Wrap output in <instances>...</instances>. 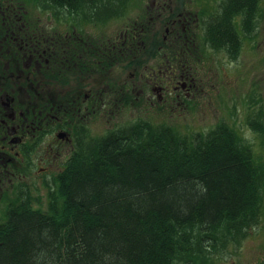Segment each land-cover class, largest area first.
I'll return each instance as SVG.
<instances>
[{"label":"flooded vegetation","instance_id":"flooded-vegetation-1","mask_svg":"<svg viewBox=\"0 0 264 264\" xmlns=\"http://www.w3.org/2000/svg\"><path fill=\"white\" fill-rule=\"evenodd\" d=\"M171 1H134L135 12L119 24L98 20L80 32L69 23L56 27L50 12L35 11L31 25L1 6L0 221L37 190L45 199L77 138L86 140L93 121L117 110H141L143 119L153 110L156 123L177 128L170 120L204 106L217 115L210 129L222 123L241 137L250 126L253 111L235 92H247L240 57L263 37L264 0H179L175 8ZM254 100L253 115L264 121ZM62 142L71 145L59 157Z\"/></svg>","mask_w":264,"mask_h":264},{"label":"trees","instance_id":"trees-1","mask_svg":"<svg viewBox=\"0 0 264 264\" xmlns=\"http://www.w3.org/2000/svg\"><path fill=\"white\" fill-rule=\"evenodd\" d=\"M134 1L0 0V9L29 24L35 11L50 12L56 27L69 23L80 32L98 20L121 22ZM248 123L264 133L262 114ZM114 124L95 138H77L44 210L28 195L6 212L0 264H207L258 223L264 167L235 131L220 123L191 136L142 118Z\"/></svg>","mask_w":264,"mask_h":264},{"label":"rangeland","instance_id":"rangeland-1","mask_svg":"<svg viewBox=\"0 0 264 264\" xmlns=\"http://www.w3.org/2000/svg\"><path fill=\"white\" fill-rule=\"evenodd\" d=\"M171 2L173 3V8H175L178 5L179 0H172ZM130 9L132 11L131 14L135 12L133 8ZM32 15L34 19L37 18L35 14ZM164 17L165 16H163V18H161L160 21L162 24H164L165 22L163 21ZM61 20L65 24L66 20L65 19H61ZM159 20L160 19L158 17V21ZM37 22H41V20L39 19V21ZM119 23L114 22L112 23V25ZM262 36H263L262 38H259V40L256 41L255 45L258 44L257 47L253 48L247 46L244 48L242 52L240 61H242L243 69L240 66V70L241 73H243L245 69V73H244V78L242 79L243 83L241 82L242 80L239 83H241V89L244 86L247 92H235V93H240V95L244 94L246 96L245 107L247 111H253V112L255 111L254 106H252V104L255 101L254 99L257 98L258 100L257 104L261 103L259 106L261 107V110L263 111L264 114V33ZM232 68L237 69L238 68L237 64L232 65ZM118 70L119 69L113 70L112 73L115 76H117L120 72ZM121 74L122 71L119 74L120 78H122ZM123 78H126V75H124ZM254 87L255 89H259L260 92H253ZM120 100L122 101L121 97ZM249 105H251V108L248 107ZM256 107L258 108V106ZM150 111L151 112L149 117L145 119H149L155 123L158 122L160 120L159 114H156L155 112H153V110ZM207 112L208 110L205 109L204 106L199 107L198 109L189 108L188 110L183 112L180 119H174L170 121L172 122V125L177 127L176 129L181 133L190 134L191 136L194 133H197V131H204L203 133H205L213 125L215 119H217L216 114L215 115L212 114L213 116L212 117ZM253 112H251L250 118L254 117ZM141 114H142L141 110H137V109L117 110L116 113L114 112V114H109V117H107V119L105 116V118L103 119L100 120L98 119L96 121H93L91 127H89L88 129L89 131H91L90 133H88V135L91 136L92 138H95L97 136L106 133V131L109 128L114 127L113 126L114 123L116 125L126 126L128 124L133 123L134 119L135 120L137 118L143 119V117L147 116L146 114L143 115ZM244 127L245 128L243 131V135H241V137L244 141H246L251 145L254 162H256L257 164H261L264 167V133L258 134L248 124H246V126ZM68 145L70 147L71 143L62 142V145H60L58 148L59 153L61 152L59 154V157H62L63 155L66 156L65 153L69 149ZM48 184L51 185V183ZM43 193H45L43 190H37V192H33V197L38 200L41 199L42 202L40 204L41 207L36 205L34 206V208L39 207L40 209L44 210L43 208H45L46 206L45 204L46 200L42 198ZM262 259L264 260V210H263V215L260 216L258 223L254 227L249 229V232L246 237L241 239L240 242L237 244L229 242L224 249H221L218 252H213L211 254V259L208 260L207 264H258ZM187 264H191V263H187Z\"/></svg>","mask_w":264,"mask_h":264},{"label":"water","instance_id":"water-1","mask_svg":"<svg viewBox=\"0 0 264 264\" xmlns=\"http://www.w3.org/2000/svg\"><path fill=\"white\" fill-rule=\"evenodd\" d=\"M59 136H60V137H62V135H61V134H60Z\"/></svg>","mask_w":264,"mask_h":264}]
</instances>
